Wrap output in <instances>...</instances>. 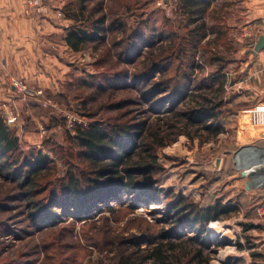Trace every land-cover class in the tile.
Masks as SVG:
<instances>
[{"label": "rangeland", "instance_id": "374dc122", "mask_svg": "<svg viewBox=\"0 0 264 264\" xmlns=\"http://www.w3.org/2000/svg\"><path fill=\"white\" fill-rule=\"evenodd\" d=\"M70 1L73 0H47L38 10L27 8L21 1L28 20L27 42L34 47L12 49L11 54L16 56L12 55L6 68L0 64V116L16 133L26 154L40 153L51 159L56 174L49 190H56L68 173L78 176L88 171L87 165L80 162L79 149L68 138L76 126L85 128L99 120L147 128L157 117L169 115L161 113L163 110L175 106L174 111H183L192 87L208 83L207 78L221 63H225L227 73L225 99L253 88L263 89V68L251 52L261 30L254 27L242 32L228 25L234 20L231 13H235L240 0L214 2V13L206 18L207 29L210 32L215 26L223 33L216 40L215 33L208 34L201 43L207 53L197 56L201 70L193 76L182 101L172 95L170 87L162 88L154 98L141 95L164 78L149 69L151 50L167 46L165 38L174 32L178 36L183 33L172 27L174 0H86L89 22L84 26L91 27L103 19V40L79 52L71 51L63 40L71 21L64 17L62 9ZM205 42H209L208 47ZM211 52L223 61L210 63ZM170 64L171 77L176 62L172 60ZM164 66L167 64L161 63ZM254 75L261 78L262 86H257ZM177 81L176 78L168 84ZM169 97L174 105L166 104ZM242 100L232 102L225 110L238 112L243 105L255 103L250 100L245 104ZM173 137L172 143L156 151L162 171L155 169L147 174V180L156 182L151 189L160 191L159 197L136 190L134 194L115 193V201L97 202L90 208L62 203L61 207L44 210L48 220L36 224L30 216L34 211L21 196L22 191L0 177V264H119L120 257L135 251L137 244L141 256L149 253L156 243L153 239L160 235L174 240L190 236L187 225L173 222L170 205L178 196L200 206L234 200L233 194L228 200V168L220 167L231 135L224 128L216 136L200 131L192 139L184 134ZM93 176L88 171L87 177ZM165 194L168 199H163ZM48 196L49 192H44L38 199ZM260 203L254 213L258 218L263 217L264 201ZM241 214L244 216L245 210ZM238 216L223 219L220 225L208 224L209 247L203 251L208 264H222L234 256L232 247L237 246L223 241L235 230L240 232L235 225ZM220 233L226 237H215Z\"/></svg>", "mask_w": 264, "mask_h": 264}, {"label": "trees", "instance_id": "16d2710c", "mask_svg": "<svg viewBox=\"0 0 264 264\" xmlns=\"http://www.w3.org/2000/svg\"><path fill=\"white\" fill-rule=\"evenodd\" d=\"M85 1H70L62 9L64 17L71 21L63 40L65 46L73 52H79L88 44L103 40L100 35L103 31V19L97 20L91 27L84 26L89 22ZM215 1L217 0H174L175 25L171 26L174 31L183 33L178 36L174 32L167 36V46L161 45L149 53V69L156 70L164 78L150 91L142 93V96L154 98L162 88L170 87V92L179 101L185 98L193 76L197 70H201L202 64L197 56L207 53L201 43L207 40L208 34L215 33L216 40L223 33L219 27L212 26L210 32L207 29L206 18L213 11ZM118 26L123 27L122 24ZM208 44L209 42H205V47ZM211 56L210 63L223 61L214 52H211ZM172 60L176 62V66L170 77L168 68ZM161 63H166L167 67H161ZM224 69L225 63L218 64L215 72L207 78L208 83L192 87L189 92L190 100L183 104V111H174L175 106L167 111L163 110L161 113L169 115L157 117L147 128L133 123L99 120L90 122L85 128L76 126L74 134L68 138L79 149L80 162L86 164V169L94 176L87 177V170L79 172L78 176L68 173L56 190H49L56 174L51 159L40 153L36 156L26 154L21 149L16 133L9 128L4 117L0 116V177L15 183L22 191L21 196L27 200L29 209L34 211L30 216L36 224L48 220L49 215L44 210L55 205L61 207L62 203L70 207L77 205L80 208H90L97 202L107 204V201L113 200L115 193L124 191L134 194L136 190L159 197L160 191L151 189V185L156 182L147 180L150 177L148 173L163 169L158 163L157 149L172 143L175 135L184 134L192 139L200 131H206L216 136L224 131L223 120L237 113L231 109L225 110L235 97L224 98L227 80ZM176 78L182 82L168 84ZM166 102L175 104L171 97ZM44 192H49V196L38 199ZM163 199H168L166 194ZM170 209L173 222L187 225L192 234L175 240L167 235H160L153 239V243H156L147 255H138L141 250L137 244L135 251L120 257L119 264H208V257L203 255V251L209 247L206 229L208 224L240 212L236 204H224L216 200L212 204L200 206L182 196L172 201ZM251 227L253 226L243 225V231ZM237 247L242 248L240 244ZM255 258L252 255V259ZM251 264H255L254 261Z\"/></svg>", "mask_w": 264, "mask_h": 264}, {"label": "crops", "instance_id": "0c3cea01", "mask_svg": "<svg viewBox=\"0 0 264 264\" xmlns=\"http://www.w3.org/2000/svg\"><path fill=\"white\" fill-rule=\"evenodd\" d=\"M235 9V13H231L234 20L228 23L233 30L241 29L242 32H249L255 27L264 35V0H240L239 6ZM27 25L25 6L20 0H0V64L5 68L12 55L16 56V53L11 54L12 49L18 51L27 45L34 47V44L27 42ZM254 57L263 68L261 74L263 89L253 88L234 95L233 102L243 99L245 104L250 100L255 103L251 106L243 105L242 110L222 122L223 127L229 130L231 135L224 149L226 158L222 159L220 165L224 170L228 168L226 174L229 189L227 192L230 194L228 200L232 194L234 195V200L227 203L236 204L240 212L245 210L246 213L243 216L239 212V216L235 219L236 224H234L239 226L240 232L235 230L223 241L227 245L240 244L242 248L232 247L235 251L234 256L223 261L222 264H251L253 261L255 264H263L264 203L263 217L258 218L254 213L260 208V202L264 201V53ZM257 76H255L258 81L257 86H262L261 78ZM214 223L220 225L221 221ZM243 225L253 227L243 231ZM226 231L230 232V228ZM219 235L220 238L226 237L225 233L215 237ZM252 255L256 258L252 259Z\"/></svg>", "mask_w": 264, "mask_h": 264}, {"label": "built area", "instance_id": "2783aa9c", "mask_svg": "<svg viewBox=\"0 0 264 264\" xmlns=\"http://www.w3.org/2000/svg\"><path fill=\"white\" fill-rule=\"evenodd\" d=\"M22 2H24V4L27 6V8H34V9H40L42 7V5L47 1V0H21ZM262 53H264V47L261 51Z\"/></svg>", "mask_w": 264, "mask_h": 264}, {"label": "water", "instance_id": "95a60500", "mask_svg": "<svg viewBox=\"0 0 264 264\" xmlns=\"http://www.w3.org/2000/svg\"><path fill=\"white\" fill-rule=\"evenodd\" d=\"M263 47H264V35L261 34L252 47V51H251L252 54L257 55L262 51Z\"/></svg>", "mask_w": 264, "mask_h": 264}, {"label": "bare ground", "instance_id": "6f19581e", "mask_svg": "<svg viewBox=\"0 0 264 264\" xmlns=\"http://www.w3.org/2000/svg\"><path fill=\"white\" fill-rule=\"evenodd\" d=\"M214 234V233H213Z\"/></svg>", "mask_w": 264, "mask_h": 264}]
</instances>
